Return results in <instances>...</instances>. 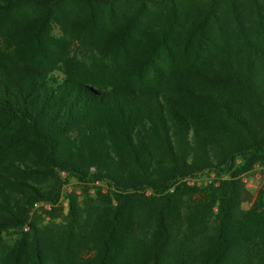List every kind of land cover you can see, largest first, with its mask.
I'll list each match as a JSON object with an SVG mask.
<instances>
[{
	"label": "trees",
	"instance_id": "16d2710c",
	"mask_svg": "<svg viewBox=\"0 0 264 264\" xmlns=\"http://www.w3.org/2000/svg\"><path fill=\"white\" fill-rule=\"evenodd\" d=\"M125 7L141 24L131 52ZM53 23L86 52L75 75L46 68L69 38ZM0 36V154L27 153L0 163V184L12 168L29 178L19 202L0 186V264H264V179L253 196L237 179L264 164V0H0ZM125 53L172 87L124 83L104 60ZM103 67L107 83L86 72ZM207 173L225 178L184 182ZM70 178L107 192L31 219Z\"/></svg>",
	"mask_w": 264,
	"mask_h": 264
},
{
	"label": "rangeland",
	"instance_id": "374dc122",
	"mask_svg": "<svg viewBox=\"0 0 264 264\" xmlns=\"http://www.w3.org/2000/svg\"><path fill=\"white\" fill-rule=\"evenodd\" d=\"M70 10L69 7H66ZM128 10L126 7L124 8V49H128L129 52L135 51L131 50L130 47L128 48V39H133L137 36V29L141 26V24H133L130 23V25H127V22L131 19H128ZM121 16V13L119 14V18ZM154 16L153 13H148L145 15V18L142 20L143 23L148 24L152 22V17ZM68 17L71 19V26L77 24L78 18L75 13H71ZM122 19V18H121ZM79 21H81V17H79ZM248 20L245 21V25H247ZM54 24V23H53ZM103 30H107L109 27L102 25ZM50 33L54 38L62 37V34H68L69 38L65 41L57 42L59 45L62 46L61 51L63 52V60H57L56 65L52 64L51 73L62 76L65 73H71V74H77V63H82V55L84 52L83 47L81 46V43L76 38L77 31L71 29H65L61 30L59 27V24L56 23L51 27ZM4 41L3 37L0 36V47H4ZM127 51V52H128ZM135 53V52H133ZM94 54L98 55L96 51H94ZM132 54V53H130ZM118 61H114L111 56L107 55L104 62L105 64H110L111 66L121 67L122 64H124V83H129L130 85H136V86H147L150 88H156L159 90H166L167 87H172V85H168L166 83L167 78L164 77L161 73H163L161 70H153L144 68V63H141L137 61V55H130L128 57V53L124 54V57L119 56L117 57ZM88 64H91L88 66V68L93 69L95 66H93L94 62H88ZM99 67H101L99 65ZM167 68V67H166ZM96 70V69H95ZM109 71L107 68L103 67L102 69L98 71H89L86 70L87 73H91L94 77H96L99 81H102L104 83H107L109 78L113 77L112 72L106 73ZM118 77V76H117ZM116 77V78H117ZM6 134L5 130L0 129V138L3 137ZM19 154H24L25 158L27 157V153L25 152V149L22 146H17L14 148H11L4 154H0V163L4 160H14V161H20L16 160L15 158L18 157ZM245 175L249 182L248 184H243V187L248 191L250 195H254L256 193V190L260 187L262 180L264 179V164L255 163L253 164L248 170L240 173L239 175ZM7 179L4 182H1L0 186L4 189V192H7L8 194L11 193V197H13V200L16 202L21 201L23 197V191L24 187L23 185H20V181L22 179L29 180L28 177H22V174H19L12 168L9 172H7ZM63 173L60 172L59 176L63 177ZM239 176H237V179ZM193 179V183L187 186H199L203 187L205 184L207 185L209 182H214V184L217 183V179H224L225 176L216 177L213 173H207V174H199L194 175L192 177H187L186 179ZM51 181V177H47L42 180L43 183H48ZM240 181V180H239ZM106 187L103 183L95 182L94 184H88L83 185L82 183L77 182L76 180L70 178L66 180L65 183L62 184L60 189V195L55 204H50L48 202H36L35 206H33L31 210V219H34V221L38 222L39 224H44L50 220H53L55 222H58L61 220V216H64L68 209V202L71 197H74L77 199V201H80L82 198L88 196L90 198H96V193L104 194L106 193ZM10 195V194H9ZM144 197H148L149 192L146 191L144 194ZM264 202V201H263ZM248 204L244 203L242 204V207H246ZM264 205V203H263ZM54 214L55 217L51 218V214ZM27 228H25L26 230ZM15 235L11 232H6L3 234V240L6 244L11 243V241L14 239ZM5 248L0 249V253L3 252Z\"/></svg>",
	"mask_w": 264,
	"mask_h": 264
},
{
	"label": "built area",
	"instance_id": "2783aa9c",
	"mask_svg": "<svg viewBox=\"0 0 264 264\" xmlns=\"http://www.w3.org/2000/svg\"><path fill=\"white\" fill-rule=\"evenodd\" d=\"M238 178H239L240 182L243 183V184H248V182H249V179L245 175H243V174L239 175ZM184 182H185V184L190 185V184L193 183V179L192 178L191 179H186L185 178L184 179ZM35 204L36 203H34L33 206H35Z\"/></svg>",
	"mask_w": 264,
	"mask_h": 264
}]
</instances>
